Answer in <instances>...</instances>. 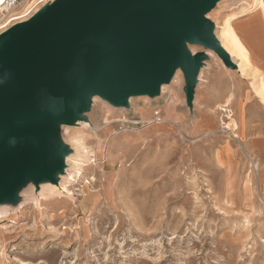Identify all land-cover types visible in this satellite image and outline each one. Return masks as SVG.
<instances>
[{
    "label": "rangeland",
    "instance_id": "obj_1",
    "mask_svg": "<svg viewBox=\"0 0 264 264\" xmlns=\"http://www.w3.org/2000/svg\"><path fill=\"white\" fill-rule=\"evenodd\" d=\"M44 1L28 0L26 11L35 6L26 18ZM253 1L264 3L220 0L206 17L220 34L223 18ZM255 12L230 23L263 64L264 27ZM185 45L206 53L192 97L178 67L176 81L157 94L115 105L97 96L78 113L90 128L56 127V144L69 156V195L37 199L28 176L29 189L2 198L0 264H264V105L251 84L257 76L227 67L201 42ZM230 93L243 101L222 106ZM172 99L167 116L164 102Z\"/></svg>",
    "mask_w": 264,
    "mask_h": 264
},
{
    "label": "water",
    "instance_id": "obj_2",
    "mask_svg": "<svg viewBox=\"0 0 264 264\" xmlns=\"http://www.w3.org/2000/svg\"><path fill=\"white\" fill-rule=\"evenodd\" d=\"M218 1L51 0L0 33V200L27 172L37 185L43 171L57 182V124L75 121L94 94L127 104L157 94L180 67L192 97L205 54L183 42L235 67L206 17Z\"/></svg>",
    "mask_w": 264,
    "mask_h": 264
},
{
    "label": "bare ground",
    "instance_id": "obj_3",
    "mask_svg": "<svg viewBox=\"0 0 264 264\" xmlns=\"http://www.w3.org/2000/svg\"><path fill=\"white\" fill-rule=\"evenodd\" d=\"M51 0H46V1H44L45 2V4L46 3H49ZM27 2H28V0H25L24 2H23V4H22V7L24 8V5L25 4H27ZM45 4L42 6V7H44L45 6ZM36 5H38V4H36ZM35 6V5H34ZM34 6L33 7H31V8H27L28 10H32V9H34ZM26 9V6H25V8H24V12L26 11L25 10ZM39 11H41V8L40 9H36V11L34 12V14L35 13H38ZM23 17L22 18H20V20L19 21H24L25 19H27L26 17H27V15H25V13L22 15ZM214 24V23H213ZM216 31H217V24H214V34H215V36H216V38H217V40L219 41V43H220V46L222 47V49L227 53V55H228V57H229V60L235 65V67L237 68V71L241 74V75H243L242 74V72L240 71V69H239V66H238V64L234 61V60H236L235 59V57H233L232 58V56L227 52V50L224 48V46L222 45V43H221V41L218 39V37H217V33H216ZM224 32L226 33V35H228L229 36V43H230V41H231V35L232 36H234L235 34H234V29H233V26L231 25V23H230V20L228 19V21H226V23H225V30H224ZM6 38H4L3 40H5ZM3 40H1V41H3ZM196 42V41H195ZM184 43H186V42H183V44ZM185 45V44H184ZM231 45H233V43H231ZM185 47H186V49L187 50H189L190 51V53L191 54H194L190 49H188V46H186L185 45ZM203 54H206L205 52H203ZM204 65H207V63L205 62V60H203L202 61V66L199 68V70H198V74H197V82L196 83H198L200 80H201V68L204 66ZM175 73V71L173 72V74H172V76L170 77V80L169 81H171L172 80V82H174V81H176V75L174 74ZM252 84V83H251ZM163 84L160 86V88H159V92L163 89ZM97 96H99L100 98H105L106 99V97H102V96H100L99 94H94L93 96H92V100H91V105H90V107L94 104V102H95V100H96V97ZM231 99V98H230ZM100 103L101 104H103L104 103V101H102V100H100ZM230 104V102H228V103H225L224 105H222V106H228ZM115 105V104H114ZM221 106V107H222ZM155 113H157V112H155ZM73 116L74 117H76V120L75 121H62V122H59L58 124H57V126H59V125H65V127H68V126H70V127H73V129H77V130H74V131H80V130H78V129H82V128H90L91 127V125L89 124V122H84V121H80V118H81V116L77 113V112H75L74 114H73ZM152 121H160V119L158 120V118L156 117V118H154V120L152 119ZM221 125L223 126V127H226V124H224V122L222 121L221 122ZM103 129H104V126H103ZM104 132V131H103ZM59 157H60V159H61V161H62V167H61V170H57V172H56V179H57V182H55V183H51L50 181H49V179H48V174H47V172L46 171H43L41 174H40V179H41V182L37 185V184H35L34 186H35V188L36 189H33V193L37 196V199L39 198V197H41V196H43V195H51V194H65V195H69L66 191H65V189H64V186H63V184H64V182L65 181H67V180H71V181H73L72 180V175L70 174V173H68V169L66 168V165H68V159H69V156H67L65 153H63V152H60L59 154ZM66 159V160H65ZM65 160V161H64ZM67 163V164H66ZM256 164H257V162H256ZM254 169H257V165H255V163H254ZM29 176V174H28V172L27 173H24V174H21L19 177H18V179H17V181L15 182V184H13L10 188H9V194L11 195L10 197H13L14 195H16V194H18L19 192H24V191H26L27 189H29V186L28 187H25L26 185V177H28ZM25 179V180H24ZM65 179V181H63ZM25 187V188H24ZM24 188V189H23ZM7 205H4V207H6Z\"/></svg>",
    "mask_w": 264,
    "mask_h": 264
},
{
    "label": "crops",
    "instance_id": "obj_4",
    "mask_svg": "<svg viewBox=\"0 0 264 264\" xmlns=\"http://www.w3.org/2000/svg\"><path fill=\"white\" fill-rule=\"evenodd\" d=\"M253 4H250L249 2H246L243 4V6H241L239 8L238 11L233 13V17L228 18L229 15H227L225 18H223V20L221 22H224V25L226 23V21H228V19L230 21H232V24L235 22V20L241 16L244 15H248V14H253L255 11H259L260 12V17H261V21L264 27V3H256L255 1H253ZM256 13V12H255ZM249 20V19H248ZM248 20H246L245 22H247ZM245 22L239 25L238 29H242L243 26L245 25ZM218 26V25H217ZM233 26V25H232ZM234 36L231 35V41L230 43H233V45L231 44H222L224 46V48L227 50V52L233 57H235L236 60H234L238 66L240 71L242 72L243 75H247L249 74V72L251 73H255L254 77L257 76V79L252 82V88H253V92L257 95V97L260 99V102L264 105V74L261 73H257L258 72V67L255 68L252 64V62L255 60L256 62H258L259 65H261L262 67H264V63L260 64V59L256 56V54H254V52H251L250 50H248V48L243 44V40L242 39V35L235 30L234 26ZM219 31L217 30V37L219 40H221V37H225V38H229L228 35H226V33L224 31H221L220 34L218 33ZM241 32V31H240ZM243 32V30H242ZM243 33H245L244 35H246L247 37H249L247 34H249V32L247 33V31H244ZM255 33H251V35H254ZM240 36V37H239ZM241 38V39H240ZM257 73V74H256ZM246 80V79H245ZM244 80V81H245ZM244 81H242V83H244L245 85L247 83H245ZM231 97V99H230ZM230 99V100H229ZM233 99H235L233 97V94L230 93L226 96V98L224 99L223 102H228V101H233ZM242 99H244L243 97L240 99H235V101L239 102L240 100L243 101ZM174 102L175 100L172 99L171 101L168 102V100L166 102H164V111L167 114V116H171L173 114L174 111ZM139 111L141 113L147 114L148 113V107L147 106H142L139 108ZM152 120H147V123L150 124L152 123ZM109 126V121L106 122V124H104V133H108L107 135V139H110L111 137L114 136L113 132H110V128L107 127ZM120 139L122 141L126 140L125 136H121ZM264 175V171L262 172Z\"/></svg>",
    "mask_w": 264,
    "mask_h": 264
},
{
    "label": "built area",
    "instance_id": "obj_5",
    "mask_svg": "<svg viewBox=\"0 0 264 264\" xmlns=\"http://www.w3.org/2000/svg\"><path fill=\"white\" fill-rule=\"evenodd\" d=\"M25 0H0V33L6 31L12 25L20 22L23 14L29 15L32 10L24 12L22 4ZM157 115V113H155Z\"/></svg>",
    "mask_w": 264,
    "mask_h": 264
}]
</instances>
